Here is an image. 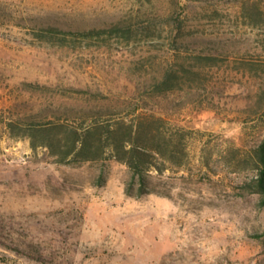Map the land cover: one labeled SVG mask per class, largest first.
Here are the masks:
<instances>
[{"label": "rangeland", "instance_id": "rangeland-1", "mask_svg": "<svg viewBox=\"0 0 264 264\" xmlns=\"http://www.w3.org/2000/svg\"><path fill=\"white\" fill-rule=\"evenodd\" d=\"M167 72L182 88L158 91ZM94 109L163 118L184 166L140 195L124 163L60 164L5 134L0 264H264V0H0V113Z\"/></svg>", "mask_w": 264, "mask_h": 264}, {"label": "trees", "instance_id": "trees-1", "mask_svg": "<svg viewBox=\"0 0 264 264\" xmlns=\"http://www.w3.org/2000/svg\"><path fill=\"white\" fill-rule=\"evenodd\" d=\"M113 30H119L114 26ZM48 34L42 37L56 36L62 33L91 34L105 30L73 31L49 26ZM188 74L195 75L192 70ZM181 77L176 72H167L158 84V91H173L182 88ZM42 88L39 84H30ZM110 109H94L87 112L90 123L70 124L60 117L47 119L44 111L7 117L0 113V145L5 134L13 139H27L33 150L46 149L56 163L76 164L99 160H117L129 167L133 179L140 185V195L148 193L146 189L152 171L160 174L167 166L183 167V158L187 155L183 132L168 133L163 118L134 113L131 120L114 117ZM258 162L256 167L257 188L262 194L264 207V140L256 148ZM130 193L131 190L127 189Z\"/></svg>", "mask_w": 264, "mask_h": 264}]
</instances>
